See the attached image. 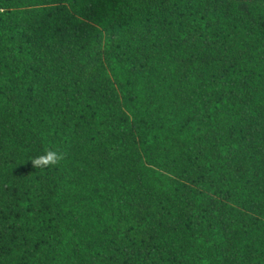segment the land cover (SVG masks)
<instances>
[{
  "label": "trees",
  "instance_id": "16d2710c",
  "mask_svg": "<svg viewBox=\"0 0 264 264\" xmlns=\"http://www.w3.org/2000/svg\"><path fill=\"white\" fill-rule=\"evenodd\" d=\"M0 264H264V0H0Z\"/></svg>",
  "mask_w": 264,
  "mask_h": 264
},
{
  "label": "clouds",
  "instance_id": "9594fccd",
  "mask_svg": "<svg viewBox=\"0 0 264 264\" xmlns=\"http://www.w3.org/2000/svg\"><path fill=\"white\" fill-rule=\"evenodd\" d=\"M64 159L63 153L57 150H46L42 155H38L34 158H30L34 168H49L58 165Z\"/></svg>",
  "mask_w": 264,
  "mask_h": 264
}]
</instances>
